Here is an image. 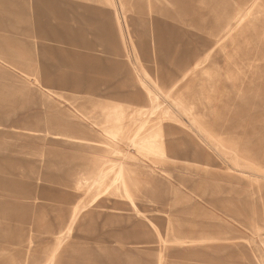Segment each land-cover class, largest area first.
<instances>
[{"label":"rangeland","instance_id":"rangeland-1","mask_svg":"<svg viewBox=\"0 0 264 264\" xmlns=\"http://www.w3.org/2000/svg\"><path fill=\"white\" fill-rule=\"evenodd\" d=\"M0 264H264V0H0Z\"/></svg>","mask_w":264,"mask_h":264},{"label":"bare ground","instance_id":"bare-ground-1","mask_svg":"<svg viewBox=\"0 0 264 264\" xmlns=\"http://www.w3.org/2000/svg\"><path fill=\"white\" fill-rule=\"evenodd\" d=\"M86 6H89V5H83V7H86ZM240 17H241V15H239V16H237V19H240ZM214 18V17H213ZM241 21H242V19H240ZM212 22V21H211ZM241 27V26H240ZM203 30V29H202ZM96 32H95V34H98L99 35V37H101V36H103L102 35V30H100V29H97L96 28V30H95ZM230 31V29H229V27L227 28H225L224 30H223V32H222V35L221 36H228V32ZM61 34H72V32H69V31H66V30H63V31H61L60 32V34H56V35H58V36H56V40L57 41H60V40H58V39H62L61 37H60V35ZM81 34V33H80ZM227 34V35H226ZM224 36V37H225ZM233 40V39H232ZM223 43V42H222ZM221 44V43H220ZM227 45V44H226ZM228 46V45H227ZM216 49V47H212L211 48V50L206 54V57H205V59L206 58H208L210 55H212V53H213V51ZM75 55H77V54H75ZM79 55V54H78ZM77 55V56H78ZM192 65V63L191 64H187V65H185V67L183 68V69H181V74L182 75H184L185 77H186V75H188L190 72H192L193 70H195L197 67L195 66V67H193V68H191L190 66ZM157 80V83L156 84H160V81L158 80V79H156ZM158 87H161V86H158ZM174 89H176V87L175 88H173V90ZM73 140H74V138H73ZM224 239H228V237L227 238H224ZM233 239V238H232ZM235 240V239H234ZM185 242V241H184ZM194 243H196V242H194ZM201 243V242H200ZM194 246V245H193ZM191 247V246H190ZM236 251V250H235Z\"/></svg>","mask_w":264,"mask_h":264}]
</instances>
